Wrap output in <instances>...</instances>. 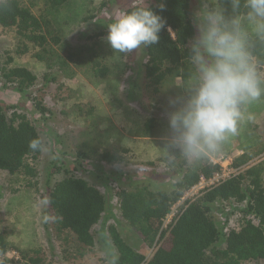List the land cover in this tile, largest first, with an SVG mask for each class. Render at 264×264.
I'll list each match as a JSON object with an SVG mask.
<instances>
[{
	"label": "rangeland",
	"instance_id": "374dc122",
	"mask_svg": "<svg viewBox=\"0 0 264 264\" xmlns=\"http://www.w3.org/2000/svg\"><path fill=\"white\" fill-rule=\"evenodd\" d=\"M21 2L30 6V0ZM31 2L32 11L38 15L44 8L45 0ZM141 2L67 0L62 10L51 15L53 22L63 30L61 37L64 48L56 51V60L65 58L66 52L79 54L82 58V63L76 67L70 64L74 72L71 78L60 73L51 56L48 57H51L50 61L44 63L35 59L37 49L30 45L23 47L14 29L0 28L1 77L2 72L20 67L36 78L32 93L28 91L23 96L15 92L14 85L5 84L4 78L0 77V103L6 107L8 115L12 112L11 107L25 115L36 127L43 145L42 153L34 162L36 177L30 179L0 171V234L10 247L6 256L0 258V264H14L16 261L27 264L34 251L42 260L41 264H107L110 252L112 255L116 253L107 234V227L113 224L128 244L133 245L145 258H150L154 246L142 247L136 237L124 234L117 225L120 222L119 206L113 196V191L117 189L114 186L111 188L109 181L105 191L100 177L102 173L109 174L116 170L132 176L151 170L158 175L166 174L167 163L160 149L163 147L161 138L169 132L168 114L174 110L170 100L183 95V89L179 86L181 81L169 80L158 93H154L144 78L146 56L142 49L128 54L116 53L108 44L107 35L93 36L100 31L107 32V25L121 10ZM191 2L194 12L200 0ZM145 3L151 5L154 0H145ZM103 4L108 6L102 9ZM83 18L90 21H83ZM93 55L101 58L107 67L108 73L104 78L93 75ZM51 77L54 81L48 80ZM41 86L44 90H40ZM33 97L36 102L41 101L47 110L44 116L33 108ZM248 116L251 118L248 119ZM149 122L151 130L146 134L144 125ZM85 147L115 152L121 162L109 166L101 164L100 170L97 168L99 165H95L91 169L86 166L85 172L80 169L74 171L72 157ZM243 153L253 156L249 166L264 161V97L249 106L238 135L230 138L221 154L210 159L228 157L234 160ZM61 163L68 174L84 179L109 198L112 216L106 219L103 215L93 227L95 246L91 250L78 246L70 232H58L51 213L45 217L44 198L64 177L60 172ZM157 182L161 185L164 183L162 179ZM231 206L229 203L221 204V212L214 213L219 226L223 225L224 214L230 212ZM177 207L173 210L175 213ZM163 224L167 225L166 220ZM226 224V229L236 228L239 215H230ZM105 243H108L107 247ZM20 252L25 253L26 258Z\"/></svg>",
	"mask_w": 264,
	"mask_h": 264
},
{
	"label": "trees",
	"instance_id": "16d2710c",
	"mask_svg": "<svg viewBox=\"0 0 264 264\" xmlns=\"http://www.w3.org/2000/svg\"><path fill=\"white\" fill-rule=\"evenodd\" d=\"M66 2L45 0L44 8L36 15L32 11L31 0L30 6L23 5L21 0H0V28L14 29L23 47L30 45L37 49L35 59L44 63L52 57L60 73L71 78L74 72L70 64L76 67L82 63V58L79 54L66 52L65 58L56 60V51L64 48L63 30L50 18L53 13L62 10ZM107 4L101 8L107 7ZM160 4L164 5L163 10L159 8ZM148 6L165 20L159 41L141 48L146 56L144 78L153 92L158 93L167 81H181L187 67L188 48L197 29L192 22L194 7L191 0H154ZM87 19L83 18V21ZM106 35L107 32L100 31L93 36ZM261 59L264 60V57ZM91 67L95 77L104 78L108 73L97 55L92 56ZM260 68L264 71V63L260 64ZM2 77L5 84L14 85L15 92L23 96L28 91L32 93L36 80L31 72L20 67L2 72ZM51 78L48 80L54 81ZM40 90L44 87L41 86ZM31 100L35 111L44 116L47 110L41 101L36 102L34 97ZM10 109L12 112L8 115L6 107L0 103V171L32 179L36 177L34 162L42 153L43 145L36 127L26 116L19 114L14 107ZM144 128L146 134L150 133V122ZM252 158L247 153L237 156L232 164L239 170L237 175L216 183L182 204L184 195L201 181L218 174L220 166L209 159L195 168L186 167L182 161H178L175 167L166 164L163 176L153 170L138 176L119 170L102 173L100 178L105 191L109 181V186L117 189L113 191V196L119 206V228L124 234L136 237L142 247L154 246L147 259L127 243L116 225L108 226L107 234L116 252L113 254L116 264H264V161L249 166ZM71 161L74 171L80 169L85 172L86 166L91 169L99 165L97 168L100 170L101 164H118L121 158L115 152L85 147ZM60 165L64 177L44 198L45 217L51 213L58 232H70L78 246L91 250L95 246L93 227L102 217L108 219L112 216L109 198L84 179L68 174L62 163ZM159 179L163 180L162 185L157 182ZM225 203L232 205L231 210L224 214L225 221L219 226L213 215L220 213V206ZM177 204L175 216L163 229L164 220ZM233 214L239 215V230L228 229L226 232V221ZM9 251V245L0 234V258H4ZM20 255L26 258L25 253L20 252ZM27 262L41 264L42 260L34 251V256ZM13 263L18 264V261Z\"/></svg>",
	"mask_w": 264,
	"mask_h": 264
},
{
	"label": "clouds",
	"instance_id": "9594fccd",
	"mask_svg": "<svg viewBox=\"0 0 264 264\" xmlns=\"http://www.w3.org/2000/svg\"><path fill=\"white\" fill-rule=\"evenodd\" d=\"M192 22L197 34L179 84L183 95L170 100L169 132L161 138L170 167L182 161L195 168L221 154L249 106L264 97V0H200ZM164 25L142 0L114 17L106 40L116 53L128 54L156 44ZM107 264H116L114 255Z\"/></svg>",
	"mask_w": 264,
	"mask_h": 264
},
{
	"label": "built area",
	"instance_id": "2783aa9c",
	"mask_svg": "<svg viewBox=\"0 0 264 264\" xmlns=\"http://www.w3.org/2000/svg\"><path fill=\"white\" fill-rule=\"evenodd\" d=\"M210 161L214 164V165H218L220 166V172L218 174H215L212 178L208 179L207 181H201L200 183H198L196 186H194L193 188H191L183 197L181 203L185 200H189V199H193L194 197H197L199 195V193H201L203 190L215 185L216 183L223 181L225 179H228L232 176L237 175L238 173V169H235L232 167L233 164V160L232 158H228V157H220L219 159H210ZM176 206H179V204L173 206L170 214L166 217V223L167 225L164 226L163 224V228L167 227L169 225V223L172 221L173 217L175 216V212L173 211L175 209ZM164 220V222H165ZM163 222V223H164ZM234 231L239 230V226L237 224L236 228H230ZM228 229H225V231L227 232Z\"/></svg>",
	"mask_w": 264,
	"mask_h": 264
},
{
	"label": "crops",
	"instance_id": "0c3cea01",
	"mask_svg": "<svg viewBox=\"0 0 264 264\" xmlns=\"http://www.w3.org/2000/svg\"><path fill=\"white\" fill-rule=\"evenodd\" d=\"M133 139H135V138L133 137Z\"/></svg>",
	"mask_w": 264,
	"mask_h": 264
}]
</instances>
